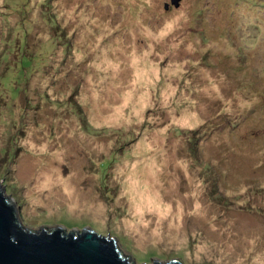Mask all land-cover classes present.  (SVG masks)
<instances>
[{
    "label": "rangeland",
    "instance_id": "374dc122",
    "mask_svg": "<svg viewBox=\"0 0 264 264\" xmlns=\"http://www.w3.org/2000/svg\"><path fill=\"white\" fill-rule=\"evenodd\" d=\"M0 187L132 264H264V0H0Z\"/></svg>",
    "mask_w": 264,
    "mask_h": 264
},
{
    "label": "water",
    "instance_id": "95a60500",
    "mask_svg": "<svg viewBox=\"0 0 264 264\" xmlns=\"http://www.w3.org/2000/svg\"><path fill=\"white\" fill-rule=\"evenodd\" d=\"M181 0H172L177 7ZM0 264H132L114 238L95 232L66 233L56 227L30 229L0 187ZM154 264H161L154 262ZM167 264H183L168 261Z\"/></svg>",
    "mask_w": 264,
    "mask_h": 264
}]
</instances>
